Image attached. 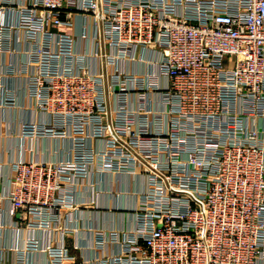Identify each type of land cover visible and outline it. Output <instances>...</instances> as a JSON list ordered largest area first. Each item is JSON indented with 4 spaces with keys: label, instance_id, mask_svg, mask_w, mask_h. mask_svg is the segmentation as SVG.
Wrapping results in <instances>:
<instances>
[{
    "label": "built area",
    "instance_id": "built-area-1",
    "mask_svg": "<svg viewBox=\"0 0 264 264\" xmlns=\"http://www.w3.org/2000/svg\"><path fill=\"white\" fill-rule=\"evenodd\" d=\"M19 33L28 94L51 118L23 137L73 139L70 159L13 164L4 198L15 221L0 239L26 233L12 248L19 264L34 253L74 262L56 234L65 212L88 206L68 188L96 163L146 182L132 231H92L96 264L264 261V0H0V53ZM123 62L150 72L129 76ZM108 81L117 106L105 116ZM5 93L0 80L10 106ZM157 95L164 109L149 105ZM91 138L104 147L90 149Z\"/></svg>",
    "mask_w": 264,
    "mask_h": 264
},
{
    "label": "crops",
    "instance_id": "crops-1",
    "mask_svg": "<svg viewBox=\"0 0 264 264\" xmlns=\"http://www.w3.org/2000/svg\"><path fill=\"white\" fill-rule=\"evenodd\" d=\"M23 33L13 34L10 40L4 42L2 53H0V80L2 87L13 99L10 106L0 105V224L11 225L15 219L8 214L9 205L6 201L12 175L13 164L17 161H62L70 159L73 144L70 138L57 139L55 137L41 136L36 138H25L22 134L24 125H36L44 127L51 124V118L45 112L38 110L34 100L29 96L27 84L32 68L28 66L29 44L24 40ZM115 53L114 49L110 50ZM94 68V65H91ZM123 73L129 76H145L150 70L141 63H122ZM164 84V81H160ZM106 86L108 109L116 110L117 101L111 97V92ZM149 105L154 109H164L162 95L148 98ZM138 102V101H137ZM130 107H136L135 100L128 97ZM115 118V114H114ZM108 123L110 121L107 120ZM264 128V123L260 122V129ZM90 149H102L101 141L90 139L86 142ZM96 163L89 177L85 180L82 188H68V193L78 197L83 202L88 203L86 208L78 213L65 212L63 232L57 231L56 239L59 243H64L68 248L69 255L73 258L72 263L66 264H96L102 252L92 251L93 230L113 231L120 229L123 233L132 231L135 227L133 209L137 205L136 195L146 188L143 177L131 173L103 172ZM76 190V193L74 192ZM93 201V202H91ZM67 213V214H66ZM67 217V218H66ZM68 220L72 222V231ZM68 225L69 230H65ZM26 233L17 235L11 229L2 232L0 239V264H19V254L12 248L23 249ZM119 251L118 246L112 249L108 246L106 252ZM32 256V255H31ZM26 264H49L48 258L40 253H34L27 257ZM259 264H264V261Z\"/></svg>",
    "mask_w": 264,
    "mask_h": 264
}]
</instances>
